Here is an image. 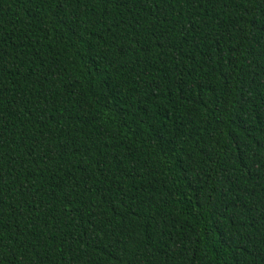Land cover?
I'll list each match as a JSON object with an SVG mask.
<instances>
[{"label": "trees", "instance_id": "16d2710c", "mask_svg": "<svg viewBox=\"0 0 264 264\" xmlns=\"http://www.w3.org/2000/svg\"><path fill=\"white\" fill-rule=\"evenodd\" d=\"M0 264H264V0H0Z\"/></svg>", "mask_w": 264, "mask_h": 264}]
</instances>
